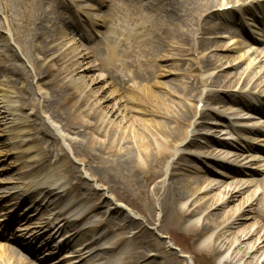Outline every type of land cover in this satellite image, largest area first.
Segmentation results:
<instances>
[{
  "label": "bare ground",
  "instance_id": "bare-ground-1",
  "mask_svg": "<svg viewBox=\"0 0 264 264\" xmlns=\"http://www.w3.org/2000/svg\"><path fill=\"white\" fill-rule=\"evenodd\" d=\"M94 1L99 8L106 5V10L101 16L106 25L102 37L96 40L90 50L84 48L76 53L73 48H69L60 54L61 56L54 54L49 56L51 41L52 43L55 41L60 46L56 52H60L63 46L65 48L70 43L69 40L63 45L61 37H58L63 32L62 26L65 22L59 12L61 0H49L47 7L46 0H0V31L6 35V39L1 43H11L12 40L17 49L13 51L8 45H3L0 115H3V120L8 126L10 137L7 139V145L12 147L11 150H15L16 158L19 155L25 156L17 172L24 171L28 183L25 191L18 195L24 197L25 193L30 192L31 197L41 207L39 212L53 208L52 218L42 211L43 217L40 219L42 221L36 222L33 226L22 225L27 228L20 226L23 223L18 225L22 234L29 230L27 233L29 237L26 235L23 240L21 236L13 233L11 237L19 240L16 243L23 244L27 249L36 240L42 238L45 233L44 227H52L54 222H57L53 228L55 234L68 229L69 240H75L87 231L90 235L85 240L96 237L93 243L84 245L83 249L76 251L77 255L68 254L80 258L94 251V248L90 249V245L106 238L105 234L100 233L101 226L114 224L118 232L122 231L121 226L125 228L134 226L137 230L131 235L120 233L116 238L110 239L112 242L107 247L97 249L95 255L89 256L97 262L104 261L102 264H156L154 259L149 258L157 255H150L149 252L155 250L161 253L163 246L155 241L147 225L155 224V211L158 210L159 225L154 226V230L164 228L165 221H171L189 239L190 246L197 243L199 249L211 256L232 250L230 256L225 258L224 264H240L245 258L250 257H247L248 252L242 251V245L245 244L243 240H250L255 233L244 227L239 231L238 237L235 235L230 239L229 232L231 229L243 226L245 222L243 220L247 219L244 214L255 201H258L260 207L258 215L264 218V177L255 180L261 169L254 167L264 160L257 157V155L264 157V152L251 144L258 140H251L249 141L251 143H246L245 146L239 145L240 133L249 131L264 137V127L261 126L253 131L258 125L257 122L248 127L228 125L235 137L221 139L217 136H197V127H202L199 120L204 116L203 113H197V106L205 102L236 104L240 99L248 103L246 108H253L251 105H255L259 100L251 93L248 96L230 93L220 96L218 94L220 90L200 91L198 90V85H202L200 80L186 87L168 80L159 83L160 86L169 88L168 94L180 92L184 101L190 99L197 102L193 106L175 104L168 97L169 104H166L150 89H139L136 86L139 85L140 80H147L149 77L163 78L167 75L162 72L163 67L157 63L173 59L167 54L161 56L166 49L175 48L174 45H177V51L183 54L187 52L186 50L196 53L207 48L211 43L208 35L216 34L217 30H225L220 24L212 22L215 16L225 19L229 10L234 9L244 13L257 6L260 16L258 21L261 25L264 21V0ZM112 22L115 24L107 26V23ZM250 25L255 26L256 23ZM262 29L264 33V25ZM84 40L89 39L84 38ZM90 57H94L102 67H105L116 85L136 82V86L126 88L127 95L119 101L126 106L127 112L119 105L115 110L106 111L103 106L104 101L97 99L91 89L79 91L76 88L77 79L72 78V75L77 73V70L82 68L83 61ZM23 58L24 64L30 65V74L22 73V76L15 62ZM240 60L241 57L233 59L230 63H226V66L236 68L237 65L231 63ZM56 61L60 65L58 69L54 68ZM254 61L255 59L252 62ZM219 62L221 61L216 55L202 56L196 62L199 71H207L211 68L221 70L220 74L211 77L210 86L226 87L230 90L239 84H250L249 65L241 71L225 73L222 70L224 65ZM90 70L85 68L84 72ZM48 76L50 78L43 82L48 88L39 91L40 97L36 100L30 90L34 84L32 79L36 78V85L39 86L41 84L38 83ZM14 80H22L25 85L17 94L12 89ZM151 86L155 87V83ZM254 87L256 89L259 85L252 88ZM90 102L92 107H89ZM36 104L38 105L36 112L48 114L52 121L60 124L66 134L50 124L45 117L38 119L36 115L34 129L40 137L33 146L34 141L29 135L31 131H27V122L22 120L23 115L20 112ZM151 104L156 105V108L153 109ZM229 110L231 109L227 108L225 111L210 109L215 117L212 127L214 132L225 124L224 121L228 117L226 112ZM36 112L32 109L29 115H35ZM235 113L231 112L229 115L235 116ZM125 114H131L128 118L133 119L135 123H129ZM197 116V120H192ZM161 117L164 121L152 123L153 119ZM251 118L257 119L256 116ZM48 135L55 140L58 147L50 148L52 143L45 137ZM60 141H63L62 145ZM66 144L84 166V172L67 156ZM4 145L6 146V143ZM194 146L209 151L208 159L212 162L222 161L218 166L224 169L223 172L210 171L211 174H218L222 179L217 181L216 185L222 184L226 179L235 181V185L233 187L230 185V188L224 190L220 196L205 199L209 193L199 185L203 178L184 177L179 173L187 170L183 165L184 155H191L186 151ZM241 154H247L243 161H240ZM50 159H53V162H49ZM241 162H243L242 166L239 165ZM223 163L240 169L231 168ZM82 173L86 178L89 176L94 185H85ZM96 181L101 185L96 184ZM193 182L198 186L192 187ZM83 188H85L84 193L80 192ZM250 188H253L250 198L241 202L240 197ZM258 188L261 192L256 197ZM98 189L110 192L114 196L106 198L103 203L99 197L104 194H99ZM73 193L75 195L71 197ZM189 198H193L190 204L182 206L181 203ZM64 200H67L66 204H62ZM82 201L88 203L82 214L72 220L65 218V215L74 211ZM113 201H122L136 211L142 217V221H137L131 213H127L122 206L114 204ZM235 202L237 204H234ZM230 205L233 206L231 213L218 221L219 212ZM103 207L105 210L99 211ZM204 211L207 213L200 222L191 221ZM97 214H102L101 217L104 218L94 222L92 218ZM0 221V228H6L4 232L6 236L8 233L6 220ZM118 223L122 225L119 226ZM85 225L88 227L84 228ZM261 232L262 236L257 237L253 242L256 250L263 243L260 241L264 238V232ZM62 237L64 234H60V238ZM125 244H127L125 256L117 263H109L112 254L121 251ZM45 246L50 251L46 256L51 258L54 249L49 243ZM188 250L191 252L189 246ZM4 251L0 256V264H30L29 259L17 250L8 247ZM67 258L69 257L64 256L61 262L69 261ZM167 258L168 263L160 264H181V261L171 253H167ZM250 264H258V262Z\"/></svg>",
  "mask_w": 264,
  "mask_h": 264
},
{
  "label": "rangeland",
  "instance_id": "rangeland-1",
  "mask_svg": "<svg viewBox=\"0 0 264 264\" xmlns=\"http://www.w3.org/2000/svg\"><path fill=\"white\" fill-rule=\"evenodd\" d=\"M49 3V0H46L45 4L46 7ZM63 6V7H62ZM100 9V10H99ZM106 10V5L99 8V6L95 3L94 0H61V4L59 6V12L61 14V18L65 21L63 23V32L58 36L61 37V41L63 45H65L66 42L70 40V43L67 45V47L61 49L60 52H56V49H58V46L55 41L52 43V41L49 43L51 45V50L49 52V56L55 55L58 56L60 54H63L66 52L67 49L73 48L74 51L80 52L84 48H90L93 46V44L96 42L97 39H100L102 37V34L106 30V25L104 24V21L101 19L102 12ZM225 15V19L219 16H215L212 18V22L215 24H220L221 27H223L225 30H217L216 34H209L208 36L211 38V43L207 45V48L203 50H199L196 53H193L191 50H186L187 52L180 54L178 50V46L174 45L176 48H168L165 52L162 53L161 56H165L166 54L173 57V59H166L164 61L157 62L158 65L163 67V71L165 74H167L163 78H153L149 77L147 80H140L139 85L136 86V82L131 81L127 82L122 86L116 85L112 77L108 74L109 72L106 71L105 67H102L98 60L94 59V57H90L83 61L81 64V69L77 70V73L72 75V78L75 77L77 79L76 88L79 89V91H89L92 90V93L97 97V99H101L103 102L104 109L106 111L116 109L117 106L124 109L126 112L128 111L126 106H123L119 101H122V97L127 95L126 88L128 87H138L140 88H146L150 89V91L161 97L163 100V103L169 104L167 98L169 97L172 101H174L175 104L182 103L183 105L191 104L196 105L197 101L194 100H188L184 101L182 99V94L180 92H174L173 94H168L167 87L160 86L159 83L166 82L168 80H171L175 83H178L179 85H183L184 87L189 86L190 83L192 84L196 80H200L202 85H198V90L204 92L210 91V90H220V93H218L220 96H224L225 93L232 94H240L242 96H248L249 93L255 95L256 99L259 100L255 105H251L253 108H246L248 107V103L244 102L243 100L239 99V102L236 104H230V102H226L224 104L219 103H200L197 106V113H203L204 116L199 120L201 122L202 127H197V136H205V137H219V138H231L235 137L234 134L231 132V128L228 127V125H232L234 127L237 126H245L248 127L252 123L257 122L258 125L253 128V131H256V128L264 127V33L262 32V25H264V21L261 22V25L259 24V18L258 16V9L257 6L251 8L249 12L240 13L237 10H229L227 11ZM52 17L54 14H50ZM255 17V18H254ZM255 20V23H254ZM57 23L59 21H56ZM250 23L254 24L255 26L250 25ZM56 24V23H55ZM115 24V22L107 23V26H111ZM50 25V24H49ZM59 25V24H58ZM259 26V28H258ZM85 39H89L84 40ZM6 39V35L3 31H0V43L1 41H4ZM52 43V44H51ZM3 45H8L9 48H11L13 51H17L16 44L13 43L11 40V43L3 42L0 44V71L2 69L1 66V58L3 54ZM228 49V50H227ZM88 52V51H87ZM216 55L217 59H219L224 65L223 72H229L234 73L236 71H241L245 69L248 65L249 67V73H248V79L251 80L249 85H241L239 84L237 87H234L232 89H227L226 87H215L210 86V79L215 74H220V69L211 68L207 71H199L197 69L196 62L202 57V56H212ZM61 56V55H60ZM241 57L240 61H234L231 64L237 65L236 68H230L228 65L226 66V63H230L233 61V59H237ZM255 59L254 62H252ZM24 58L18 59L15 64L16 68L19 70V74L22 75V73H29L30 74V65L27 64V66L24 64ZM252 63V64H251ZM60 67L59 63L57 61L54 64V68L58 69ZM88 68L91 69L88 72H84V69ZM76 74H78L76 76ZM23 76V75H22ZM81 77V79H80ZM50 78V76L45 77L43 80H41L36 85L37 79H32L33 85L31 86L30 90L36 100L40 97L39 91H44L48 86H44L43 82L47 81V79ZM79 78V80H78ZM69 79V77H67ZM2 80V76L0 75V81ZM97 81V82H96ZM96 82L95 85L93 83ZM152 83H155V87L151 86ZM159 85V86H156ZM259 85L255 89L252 88L253 86ZM24 82L22 80H14L12 83V89L17 94L24 88ZM169 87H173L172 85H169ZM263 92V93H262ZM39 93V94H37ZM94 98H92L93 100ZM17 100V98L15 99ZM253 101V100H252ZM255 103V101H253ZM210 104V105H209ZM38 105H34L33 107L26 108L25 110H22L20 113L23 115L22 120L27 122V131L31 135V138L34 141V145H36V142L38 141L39 137L34 129V121L36 119V115L38 116V119H44V117L48 120V122L53 126L57 127L62 131V128L60 127V124L52 121L48 114H40L38 111ZM152 108L155 109L156 105H152ZM89 107L91 106V102L89 104ZM189 107V106H188ZM219 109L220 111H225L227 108L231 109L226 114H228L227 119L224 121L225 124L222 127H218L216 130L217 132H214V122L215 117L211 114L210 109ZM36 112L35 115H29V113L32 111ZM231 112H236L235 116L229 115ZM2 111H0V114ZM166 113V112H165ZM126 119H128L129 123L135 121L131 118H128L131 114H125ZM256 116L257 119H253L251 117ZM121 118L122 116H118ZM198 116L195 117L192 120H197ZM161 121H164V119L161 118H155L153 119L152 123H160ZM206 127V128H204ZM209 129H212L211 131ZM62 133L66 134V132L62 131ZM241 134V140L239 141V145L245 146L246 143H251L249 141L258 140L257 142H253V146L256 148H259L263 150L264 152V137H261L259 134H255L254 132L249 131H243ZM73 136V134H70ZM0 220H6V223L8 225V233L5 236L4 232L6 231L5 227L0 228V256L5 252L8 247L11 249L17 250V252L21 253L23 256L29 259V263L31 264H102L104 261L97 262L96 260L92 259L90 254L97 253V249L107 247L109 245L110 239H114L118 236V234L122 233L126 235H131L132 232H135L136 227H130L125 228L121 226L122 224L118 223L119 226L122 227V231H117V226H114V224L111 225H105L101 226L100 233L105 234V239L103 241H99L96 244L90 245V249L94 248V251L90 252L89 255H85L83 257L78 258L72 257L68 254H76L81 249L84 248V245H89L93 243L96 237L89 238L88 240H85L90 234L87 231H84L78 238L75 240H69L68 237L70 235V232L68 229L64 230V232H59L58 234H55L56 231H53V228L57 224V222H54L52 227H44L45 233H43V236L40 240H36L38 249L32 244L31 246H28V248H24L25 246L21 243H16L19 240H16L12 238V233L15 235L21 236L23 238L27 235L28 231L22 232L19 231V228L23 227L22 225L29 224L33 226L36 222L42 221L40 220L43 217L44 214H48L46 216H49V218H52V212L53 208H50L47 210H39L41 207L39 206V203L34 201V198L31 197L30 192L25 193L24 197L22 195L23 191H25L26 184L28 183L27 175L24 171L17 172V169L22 166L23 161L25 159L24 155H19V157L15 156V150H11V146L7 145V139L10 137L8 132V126L5 124V121L3 120V115H0ZM256 136V137H253ZM259 136V137H257ZM46 140H48L52 148L58 147V144H56L55 140L50 136H45ZM263 140V141H260ZM6 143V146L4 145ZM63 144V141H60V145ZM68 153L67 156L70 157V159L74 162V164L81 169V171L84 172V166L78 161V158L73 154V152L70 150L69 146L65 145ZM38 148V147H37ZM187 153L191 155H184L185 162L183 165H185V168L187 170L180 171V174H183L184 177H195V176H201L203 179L199 183V185L202 187L203 190L208 191V195L205 199H209L213 196L217 197L220 196L224 190H228L230 188V185L232 187L235 185V181H231L229 179H226L223 181L222 184L216 185L217 181H220V179L217 175L211 174L210 171L223 172L224 169L220 168L218 164H222V161H216V163L212 162L210 159H208L209 151H206L204 148H197L189 147L186 151ZM193 155V156H192ZM197 155V156H196ZM195 156V157H194ZM247 156V154H241L240 161H243L244 158ZM197 157V158H196ZM257 157H260V159H264L263 156L257 155ZM49 162H53V159H50ZM231 162V161H230ZM49 165L48 163H46ZM229 167H233L235 169H240L239 167H236L234 165L223 163ZM243 162H241L239 165L242 166ZM254 167H259L261 169V172L259 171V174L255 177V180H260L262 177H264V160L260 161L258 165H255ZM199 171H204L199 172ZM209 171V172H208ZM204 174V175H202ZM206 174V175H205ZM83 182L89 185H94V182L89 179V176L86 178L84 177V173H82ZM246 180H244L245 182ZM96 184L99 186L101 185L100 182L96 181ZM216 185V186H215ZM198 186L196 183L193 182L192 187ZM215 186V187H214ZM214 187L213 189H211ZM211 189V191H209ZM253 188H250L249 191L244 192L239 200L241 202H244L246 198H250V195L252 194ZM80 192L84 193L85 188H83ZM99 194H104L99 197L100 201L105 202L104 200L110 196H114V194H111L110 192H105L103 189H98L97 191ZM260 189L258 188L256 190V197L260 194ZM76 193V192H75ZM75 193L71 194V197L75 195ZM94 193V192H92ZM193 198H189L186 201L182 202V206H186L190 204ZM238 200V202H239ZM114 204H118L124 208V210L127 213H131L137 221H142V217L136 213L133 209L126 206L122 201H113ZM67 200L62 201V204H66ZM234 204H237L235 202ZM88 203H85L82 201L78 204V206L74 209V211H71L65 215V218H68L69 220H72L76 217H79L80 214L86 209ZM258 207V208H257ZM38 208V209H37ZM233 208L232 205L229 207L223 208L221 212H219L218 221H221L223 217L227 216L229 213H231V209ZM260 207L258 206V201H255L250 207L247 208V212H245L244 216L247 218L243 226L236 227L234 229H231V231L228 234V237L230 239H233L234 236L238 237L240 235L239 231L241 228L247 227L248 231L254 232L255 235L250 240L244 239L245 244L242 245V251L248 252L249 258H245L240 264H250L251 262L255 263L256 261L258 264H264V238L261 239L260 242H263L260 244V246L256 250V246L253 245L254 240L257 237L262 236V232H264V218L260 217V214L258 215V210ZM105 210V208L99 209V211ZM42 211H44L42 213ZM77 213V214H76ZM207 213V211L202 212V214L194 217L191 221H201L204 215ZM34 214L33 216H30ZM102 214L95 215L92 220L94 222H98L102 220L104 217H101ZM155 224L154 225H147L149 230L153 233V238L158 243H161L163 246V250L161 253L153 250L150 251V255H157L153 256L156 264L169 262L167 258V253L173 254V256L178 260L181 261V264H224L225 258L229 257L232 250H229L228 252H225L223 254H219L218 256H211L207 254L202 249L198 248V244H194L193 246L189 245V239L180 232L179 228H176L171 221H165L164 228L160 230H154V226H158V218H159V212L158 210L155 211ZM1 223V221H0ZM23 223V224H21ZM21 224V227H18V225ZM47 225V224H46ZM84 228L88 227V225L83 226ZM23 228H27L24 226ZM134 230V231H133ZM68 232V233H67ZM11 234V235H10ZM60 234H64V237L60 238ZM210 235V234H209ZM29 237V235H27ZM29 240V239H25ZM85 240V241H84ZM28 242V241H27ZM35 243V244H36ZM46 243L50 244V247L54 249L52 251L53 256L47 257L48 252H50L47 247L45 246ZM28 244V243H27ZM26 241H25V245ZM79 247H76L78 246ZM83 245V246H82ZM188 246L191 249V252L188 250ZM75 247V248H74ZM192 247V248H191ZM249 247V248H248ZM127 248V244H125L124 248L115 253L112 254V257L109 260V263H117V261L125 256V251ZM78 249V250H77ZM256 250V251H254ZM77 251V252H76ZM185 254V255H183ZM47 255V256H46ZM95 255V254H94ZM65 257L69 261L67 262H61L62 259ZM89 256L87 259L84 260L85 257ZM75 261V262H74Z\"/></svg>",
  "mask_w": 264,
  "mask_h": 264
}]
</instances>
